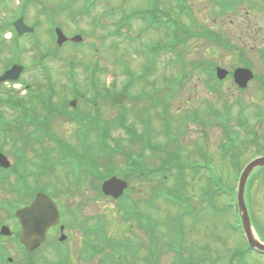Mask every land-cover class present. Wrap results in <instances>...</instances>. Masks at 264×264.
<instances>
[{
	"label": "rangeland",
	"instance_id": "obj_1",
	"mask_svg": "<svg viewBox=\"0 0 264 264\" xmlns=\"http://www.w3.org/2000/svg\"><path fill=\"white\" fill-rule=\"evenodd\" d=\"M28 1L30 2L29 6L40 5L39 0ZM55 1L57 0H47V4L44 3L46 7H53L55 6ZM62 1L69 3L66 0ZM103 1L104 3L101 4L103 9L121 8L122 16L119 13L120 15L116 16V19L113 18L112 21L120 20L124 17L126 11H133L132 9L141 11L145 8L144 11H150L153 5V0H127L125 4H121V0ZM186 1L188 6H191L193 9L196 20L202 21V24L207 23L206 30L211 25H216L219 22L216 19L218 20L221 16L212 14L210 3L206 2V4H203L201 0ZM85 2L86 0H77L74 8L80 9ZM168 3H170L169 0L159 1V7L164 10V15L166 13L170 14L163 16L162 20H167L170 16L175 17L174 11L164 5ZM14 5L16 6V0H9V3H0V13L6 10V7L13 10ZM115 14L117 15V11ZM3 17L6 16L0 14V20ZM146 17V14L141 17L145 23L147 22ZM232 18H236V16L232 15ZM227 19H231V17H225L224 22H219V24L229 27ZM212 20H215L216 24H213L215 21L212 23ZM241 20L244 22L243 18ZM122 21L125 25L124 29H127L126 21ZM62 22L67 26L66 31L72 29V22L68 13L62 15ZM183 22L185 23V21ZM242 22L237 21V19L236 21L234 20L235 26H232L230 31L226 30V34H223L222 40H228L232 34L241 37L239 41L243 44L236 46L235 43L237 44L238 42L233 40L232 42L235 43L231 45L230 51L217 46V44H213L208 38H206L207 40L192 38L187 42V49L190 51L187 52L185 48L186 42H179V39H175L169 44V48L163 50L164 52L157 51V54L161 53L156 57L153 52V49L156 47V41H153V39L164 41L165 38L160 31H153L152 33L150 30H145L143 22L139 19H132L129 22V36L133 38L125 36L121 44L119 42L122 41L123 35L127 33L124 29H120L122 37L114 36L107 39L104 35L106 34L105 32L97 30L96 35L98 34V36L95 41L93 40L98 46L104 48L103 56L98 63L99 69L103 68L105 70L104 74L99 76V81L107 85L111 83L112 86L115 83L117 89L123 88L125 85H133L131 87L132 94L130 93L132 104L128 101H124L121 106L109 104L110 106L106 108L109 112L108 119L112 120L122 110L128 115V123H131L133 121L130 115L131 108H133L136 112V117L141 122L150 123L151 121L150 125L152 124V129L155 132H159L160 135H162V132H165L162 136H157V141L167 151H173L177 147V151L180 152L181 164L187 167L185 171L186 176L182 183L180 180L178 181L177 177L176 180L170 177V179L168 178L164 182V187H174L175 181H177L179 190L194 206L196 217L199 218L194 225L190 224V220H184V242L181 245L187 246L191 250L190 252L192 253L187 255L188 258H201L204 254H212V257H214L217 251H225V249H232L235 246H244L243 238L235 227L237 221L228 210L229 199H216L211 206L202 204L199 200V190L200 187L205 185V176L213 177V175L208 174L206 171V175L203 172L194 174L193 171L189 172L190 169H188V165L190 164L196 162L193 166L197 165V163L201 165L205 162L208 163L209 159L213 164L211 172H215L214 176L217 185L229 188L231 183L233 186L231 178L236 173V170L237 174L240 175L243 166L250 159L255 158L257 149L262 148L264 153V91L262 92L258 89V81L249 83L248 89L245 90H239L230 78L221 81L220 85H207L208 79H205L206 74L202 73L201 68H199L206 63H215L229 70L230 67H241L234 62L236 58H239L245 62L246 68L250 67L255 74L264 76V53L263 56L259 57V53L251 50L248 36H251L254 30H243L244 24ZM244 23L248 25L247 22ZM78 26L89 31L90 20L83 18ZM258 33L256 37L259 40L258 42H260L258 48L264 52V27L261 24H259ZM101 34H103L102 38H105V41H99ZM159 37H163V39ZM84 41H92V39L86 37ZM112 45H117L118 48H113L111 47ZM87 51L91 55L96 53L93 48H88ZM185 53H187L186 56ZM70 54L69 51H63L64 57H68ZM83 54H79L78 60L82 61V64L88 65L91 57L85 54V52ZM168 55L176 56V58L172 61ZM25 59L27 60V58ZM14 60H17V58H14ZM181 60H184L185 71H191L188 63L191 64L192 62L198 68H195L194 72H190L189 74L185 73L184 78H180L178 81L180 85L177 88L176 82L179 72L176 69H172V67L175 66L174 63ZM92 64L93 62L90 63V65ZM49 65L52 69L51 71L58 76L61 66L65 65V63L59 61L57 63H49ZM144 66H147V68H144L141 72ZM123 71L128 75V78H126ZM77 74L79 75V85L84 84L86 77L81 68L78 69ZM32 75L33 73L24 79L32 83ZM59 77L56 78L57 81ZM212 85H214L213 88L209 89ZM55 90L57 93L61 92L60 96L65 95V89L61 87L60 83L56 84ZM151 102L153 104L154 102H161L165 107L167 106L168 111H165L161 107L155 109ZM78 105L81 107L79 102ZM255 107L261 108V114L263 110L262 118L254 117ZM209 109H211V112ZM0 113L8 118L16 116L15 112L5 108H0ZM221 115L226 117L225 120L219 118ZM191 116H197L199 120H191ZM167 121H170L171 126L166 130L164 124ZM50 126L52 132H54L53 134L60 137L62 142L75 146L71 133L74 128L68 122H64L58 118V122L52 123ZM136 128L138 132L141 131L137 124ZM227 131L234 138V142L226 140ZM254 135H256L255 139L259 142L253 140ZM90 136L88 138L89 141L95 145L93 133H90ZM111 136L119 139L117 143L122 149L139 153L140 146L131 145L133 144L132 141L128 140L123 131L113 129ZM46 142L48 143L46 145H50L49 140ZM223 142H225L223 151L230 150V152L222 156L219 147ZM196 150L203 153L205 157L199 159ZM146 155L143 163L149 169H155L160 160L151 157L148 153ZM7 157L12 160L10 155H7ZM163 157L164 155L160 154V158ZM86 161L88 162V160ZM105 165L104 162L97 164L100 173L104 172ZM70 168L69 160H66L63 162V165H56L48 173L41 174L37 182H32V179L30 181L33 186H38L39 188L47 186L49 182L63 186L67 184L65 173L71 170ZM257 173L259 175H256ZM257 173L251 177V185L248 187L249 206L252 208L251 216L253 220H259L264 226V176L260 172ZM78 182L76 185L77 189L72 188L69 192L64 191L55 199L66 215L65 219L63 218V222L67 223L65 224L67 226L64 231V235L67 237L64 238L60 247V249L65 248L66 257H61L63 259L61 264H110V261L106 258L108 254H112L111 247L115 250L113 252L114 257H118L119 254L117 253L121 255L126 250L123 259L124 264H133V262L135 264H174L173 255L170 254L171 252H166L167 249L165 247L162 248L159 245V247L155 246L154 249H148L152 247V242L140 231L138 228L139 222L133 214H125L121 210L119 202L104 198L99 194V180L94 168L89 169L84 167L83 175L79 178ZM130 184L131 191L128 196L133 203H136L142 198L146 199L151 194V188L154 189L159 183L155 181L152 184H143L139 180H131ZM142 193L143 196H141ZM6 197L10 198L9 194L7 195V190L0 192V201L6 199ZM170 200L179 201L180 199L170 198ZM154 206L152 215L155 221L161 222V225L157 227V231L152 230L147 232V236L149 238L155 237L156 240L158 236L159 238L160 236L165 237L167 241L173 239L174 235L171 232V228L174 229L178 222L171 221L169 223L167 217L178 218L181 211L177 207L158 198H155ZM68 208L71 212H75L76 215H67ZM138 208L143 213L150 212L144 206V203H140ZM9 220L6 206L3 205V208L0 207V225L3 224L9 226L11 229H15L13 223ZM100 220L104 229L101 232L98 231L100 241L97 240L96 242V239H94V247L98 251L93 257L87 256L89 259L85 261L84 258L86 256L84 255L82 243L88 237L86 236V231L91 232L89 236H93L94 238V232L97 233L94 230V226ZM176 229L179 230L180 226H177ZM58 235V232L54 230L48 233L47 245L33 252L35 264H56L58 259L55 252H53L54 250H52V243L55 244V241L58 242V239L60 240V236ZM109 241H114L116 246L109 245ZM67 247L68 249L70 248L68 251L66 250ZM23 251L24 249L20 248L14 239L0 237V264L8 263L9 259L11 261L8 264H25ZM58 255L61 256L62 254ZM253 257H249L251 264H264L263 258H257L254 255ZM29 259L32 260V257H29ZM182 260L183 257L180 256L176 264H181ZM121 263L122 261L120 260L117 262V264ZM217 264H226V261L221 260Z\"/></svg>",
	"mask_w": 264,
	"mask_h": 264
},
{
	"label": "flooded vegetation",
	"instance_id": "obj_2",
	"mask_svg": "<svg viewBox=\"0 0 264 264\" xmlns=\"http://www.w3.org/2000/svg\"><path fill=\"white\" fill-rule=\"evenodd\" d=\"M9 3V0H0V3ZM203 4H206V2L210 3L212 14L218 16L219 22H224L225 17H231V19L228 20L229 27H226L224 25H220L219 22L216 25H211L212 29L215 34V40L219 43V41H223L226 45H229L231 47L232 44L235 42H232L233 40H236L238 43L236 46H241V43L239 40L241 37L239 35L234 36L232 34L231 37L227 39L222 40L223 34H226V30L230 31V28L232 26H235L234 20L242 22V18L244 19V22H247L248 25H246L244 22L243 30L244 29H252L254 30V33L251 36H248V40L251 44V50L255 51L256 53H259L260 56H263V50L259 49L258 46L260 42H258V29L259 24L264 27V0H201ZM183 4V6H182ZM30 2L27 0L24 3L22 14L24 19H26L29 26L33 27L34 31L32 34L24 35L19 40L20 44V51L22 54H27L32 62H51L55 61L57 58H61L62 56V50L68 49V50H74L76 47L69 39L73 36L72 33H67L63 30L64 35L68 38V40L62 44V45H56V47L51 44L47 48L44 46L43 43V36L45 33L50 31V29L46 28V25H50L55 29L58 26V18L59 14L57 13L55 15V10H51L46 14L43 12L44 8L41 7H32L29 6ZM29 6V7H28ZM181 8L179 9V16L182 21H186L185 23H182L184 26H207V23L202 24V21H198L195 18L194 11L191 8V6H188L187 2H181ZM247 9V10H246ZM13 10H10L8 7H6V10L2 11L0 13L1 15H4L6 17H3L0 21V59L1 60H8L13 59V53H14V29L12 20H8V16ZM72 11V10H71ZM74 11V10H73ZM191 14V16H189ZM193 15V19H191ZM232 15H235L236 18H232ZM45 19L47 20L46 22ZM209 24V23H208ZM249 26V28H248ZM218 31V32H217ZM226 38V36H225ZM245 42H247L245 40ZM249 44V43H248ZM71 58V57H70ZM261 76V75H260ZM259 76V77H260ZM264 77V76H261ZM57 248L55 247V250ZM68 249V247H67ZM70 249V248H69ZM68 249V250H69ZM87 252H92V247L86 248ZM248 255L250 257H253V252L248 251ZM255 260V259H254ZM250 262V259H248ZM251 264V263H249Z\"/></svg>",
	"mask_w": 264,
	"mask_h": 264
},
{
	"label": "trees",
	"instance_id": "obj_3",
	"mask_svg": "<svg viewBox=\"0 0 264 264\" xmlns=\"http://www.w3.org/2000/svg\"><path fill=\"white\" fill-rule=\"evenodd\" d=\"M92 85L95 86L93 81H92ZM213 86H211L210 89H212ZM209 110L211 112V109ZM262 115H263V112L261 114V108L255 107L254 117L262 118ZM130 116H132L133 118L132 120L133 122L131 124H127V118H128L127 113L121 112L119 115H117L113 119L112 123H109V124L105 122L101 123L100 121L99 122L96 121V119L94 118L95 123L98 122L97 124H94L95 127L94 125H88V126L84 125V128L86 129L87 133L91 131L93 133L94 138H97L96 135L98 133V136L102 138L103 140L101 139V141H99L101 143H97V145L93 148L92 155L89 153L84 154V155H79V154L75 156L71 155L73 158L70 156V159L73 162H84L88 160V162L86 161V164H84V166L89 169L94 168L95 172L99 173L100 176H104L103 173L105 171L108 177L112 176L113 174L120 173L121 178L126 181L132 180V179H138L139 182L143 184L154 182V180L151 179V177L157 176V173L162 178L163 176L168 178L170 176V172L174 170L176 171L177 176L180 177L183 174L182 170L186 168V166L181 164L180 152H177L176 154H173L168 157L165 154L164 149L160 147L161 144H159L156 141L155 142L147 141L146 136L148 135V132H147L149 130L148 127H145V129H143L142 135L138 134V132L136 131L137 129L136 123L138 124L140 120L136 117V114L133 110L131 111ZM219 118L225 120L226 117L221 115L219 116ZM113 129H123L130 136L128 140L132 141L133 144L131 145L140 146L139 153L133 152L132 150L127 151V150H124V148L122 149L120 145L117 143L119 139L113 138L110 135V132ZM151 133L152 131L150 132L151 137H148V138H155L154 136L151 135ZM253 138H256V135H254ZM108 141H111V144H109ZM96 152H98L99 155ZM196 152L198 154L197 157L199 159L201 157H205L203 153H201L199 150H196ZM147 153L151 157H155L160 160L154 170L149 169L148 166L143 163V159L145 158V156H147L146 155ZM160 154H163L164 157L160 158ZM117 156L119 159L117 158ZM89 158H92L91 159L92 161H89ZM99 158L101 159L99 160ZM208 161H209L208 163H205L206 166L208 167V165H210V167H213L212 166L213 164L210 162L209 159ZM101 162H104L107 165V166L105 165V170L103 173H100L97 167V164ZM194 164H190L188 165V167L193 166ZM76 177H78L79 179L81 177L80 173H78ZM148 179H151V181H148ZM156 193H157L156 195L158 196L157 197L158 199L161 198L160 196L162 194L163 198H166V200L165 199L164 200L167 203H171L170 198H178V199L181 198V194L178 193L174 188L173 189L163 188L159 191L157 190ZM209 197H210L209 194L206 193L204 196V199L206 201L207 200L209 201L210 200ZM181 202L183 201L181 200ZM131 208H138V205L137 204L135 205L134 203L127 201L122 206V210L125 211V214L130 212ZM167 218H171V217H167Z\"/></svg>",
	"mask_w": 264,
	"mask_h": 264
},
{
	"label": "water",
	"instance_id": "obj_4",
	"mask_svg": "<svg viewBox=\"0 0 264 264\" xmlns=\"http://www.w3.org/2000/svg\"><path fill=\"white\" fill-rule=\"evenodd\" d=\"M217 75L218 79H223L226 76V72L217 70ZM251 78L252 76L246 70H236L233 74L234 82L240 88H244L246 83ZM0 128L6 129L7 126L0 123ZM262 165H264V158L254 160L246 167L241 176L237 200L249 245L264 251V246H261L253 239L250 225L243 209V184L245 178L251 172V170ZM124 188H126V184L124 182L112 178L104 182L102 191L105 195H110L114 198H117L121 195V192ZM16 215L22 227L21 241L25 244L28 250H32L34 247L38 246L44 240L47 229L57 223V212L54 205L46 197L42 196L34 201L30 207L17 211ZM2 231L4 233H8V230L5 228H3Z\"/></svg>",
	"mask_w": 264,
	"mask_h": 264
}]
</instances>
